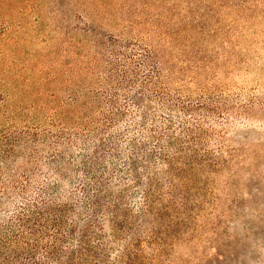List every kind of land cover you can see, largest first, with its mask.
<instances>
[{
    "label": "trees",
    "instance_id": "trees-1",
    "mask_svg": "<svg viewBox=\"0 0 264 264\" xmlns=\"http://www.w3.org/2000/svg\"><path fill=\"white\" fill-rule=\"evenodd\" d=\"M119 1L0 28V264H264V97L220 75L256 31L218 17L264 2Z\"/></svg>",
    "mask_w": 264,
    "mask_h": 264
},
{
    "label": "rangeland",
    "instance_id": "rangeland-1",
    "mask_svg": "<svg viewBox=\"0 0 264 264\" xmlns=\"http://www.w3.org/2000/svg\"><path fill=\"white\" fill-rule=\"evenodd\" d=\"M110 1L116 3L119 0H94V7L97 9L102 10L103 7L101 6L102 2L107 3L110 5ZM185 1V0H182ZM205 1H212V0H205ZM51 0H0V28L4 27V24L6 22L11 23L12 27L16 29L19 25L25 24L23 28L18 29V32L13 33L18 34L19 36L24 34H29L33 37L32 31L29 29V26H31L33 23H35V17L41 16L44 17L46 20V26L45 31L49 30V25L52 23L51 15L49 11H46V7L49 5ZM120 2V1H119ZM227 2V0H225ZM264 0H258V3H263ZM182 4L185 2H181ZM257 3V0H252L251 7L258 6V10L261 9V6ZM35 4L40 7V12L32 11L31 5ZM184 5V4H183ZM110 7V6H109ZM248 7V6H247ZM250 7V6H249ZM105 8V7H104ZM221 8V7H220ZM257 10V11H258ZM218 15L220 18L221 23L223 25H230V23L235 21L234 26L238 23L240 27L243 26L244 20L249 23L250 27H254V31H264V20L259 18V13L255 14V16L249 15V12H243V14L238 13L237 11L234 12L233 9H228V11L223 12ZM40 13V14H39ZM246 16V17H245ZM227 27V26H226ZM252 31V29H251ZM255 33V35H256ZM264 33V32H263ZM231 34V33H230ZM255 35L251 38V40L246 42L248 44L249 48L252 49V52L256 55H259L261 59L256 57L255 59V66L251 67V70H246L245 67H243L242 64L238 65L237 70H234L233 62L231 59H228L226 61L221 62L223 65V72L220 73L221 75V81L224 85H227L231 90L237 91L240 87H243L247 89L248 91L253 90L254 88L260 86L259 89L255 92H260V95L264 97V74L261 73V68L264 69V49L260 48V39L261 35H258V37L255 38ZM41 36L38 35L36 38H33L32 40L25 39V42L21 45L20 51L21 53H25L23 56V60L27 66L33 65V60L29 57L31 53L36 52L38 49L42 48V43L40 41ZM255 39L259 42L258 44L260 47H254ZM253 42V43H252ZM242 45V44H241ZM240 46L239 49H240ZM256 49L258 52H256ZM40 54L36 55L39 56ZM228 55V54H227ZM262 66V67H261ZM3 71V70H2ZM4 76H0V84L1 81H8L10 79L9 74L3 73ZM258 121V120H256ZM255 121H250L247 128L243 129H250L255 130L254 132L257 133L259 136V139H261L264 135V127L260 126L258 123H252ZM243 129H240V131H243ZM257 138V135H255ZM255 143H260L259 146H263L264 142L263 140H255ZM262 148V147H261ZM248 159L246 158V161ZM238 161V160H237ZM250 161H247L246 166H249ZM226 180V179H225ZM235 180H238L235 177ZM228 230L231 232V227ZM208 246V251H212L211 245ZM184 252V253H183ZM181 252L184 255H187V251ZM223 260V259H220Z\"/></svg>",
    "mask_w": 264,
    "mask_h": 264
}]
</instances>
